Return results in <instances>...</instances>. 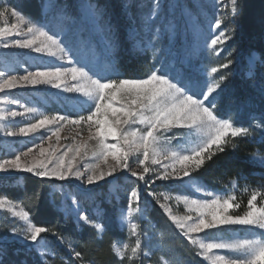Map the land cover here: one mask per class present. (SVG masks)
Returning <instances> with one entry per match:
<instances>
[{
	"label": "snow or ice",
	"instance_id": "obj_1",
	"mask_svg": "<svg viewBox=\"0 0 264 264\" xmlns=\"http://www.w3.org/2000/svg\"><path fill=\"white\" fill-rule=\"evenodd\" d=\"M159 8L156 0L147 19L156 16ZM212 8L213 15L206 30L194 23L198 41L202 39L196 50L219 57L223 47L235 37L236 30L229 29V25L240 13L239 0H215ZM87 10L94 18L102 15L92 5H88ZM49 14H52V20ZM57 16L64 19V12L54 0H41L35 16L24 14L20 0L16 3L0 0V22L6 25L0 27V48L28 49L71 65L66 67L49 62L37 66L35 70L25 69L22 75L11 65H5V70L0 71V93L6 95L0 99V105H20L19 100H12L7 95L11 90L50 85L63 92L78 94V108L81 111L87 109V114L46 115L26 105H20L22 111H7L0 107V120L16 117L34 120L15 129L0 125V131H4L6 136H34L43 129L51 133L47 140L55 137L59 145H49L46 149L43 147L45 138L41 136L40 144L33 145L39 149V155L33 154V147L16 151L9 158L0 159V173L25 172L42 181L79 182L74 191L65 193V212L77 224L90 227L98 234L105 231V224L98 222L104 217L94 216L83 206L82 202L88 200L93 191L88 186H98L101 181L108 183L109 178L118 175L134 178L136 186L126 193V211L123 208L120 210L119 221L120 227H127L135 241L132 245L124 243L118 246L113 243L110 250L119 264H136L137 261L143 264L153 251L147 243L152 237L133 222L134 214H142L143 211L141 182L147 188L157 181L190 180L194 173L214 162V157L224 153L230 144L235 148L236 144L231 143L233 138L255 139L254 130L259 131L264 142V113L253 116L251 125L242 126L237 125L232 115L228 114L231 109L228 113L223 111L226 104L224 86L228 77L221 70L228 69L234 63L232 59L210 69H201V74L195 76L169 70L163 64L159 67L154 64L142 78L122 77L114 68L105 70L99 60L93 63L84 59L69 37V31L53 23ZM10 18H14L15 22L9 24ZM108 32L111 34V25H108ZM260 67H264V58L250 54L246 64L250 79L258 77ZM259 79L264 80V75H260ZM261 91L264 92V88ZM117 102L119 107H114ZM65 125L87 128L88 140L76 143L75 137H72L73 143L60 144V132ZM181 129L194 136L196 142L190 148L174 149L172 142L179 138L170 133ZM109 138L115 142L110 143ZM88 157L96 163H85L81 167L80 161ZM251 158L264 167V155L256 152ZM101 165L104 167L101 168ZM231 183L235 187L236 181ZM196 192L210 198L173 196L155 191H148L147 195L153 198L202 261L208 264H264V191L252 190L243 215H234L229 211L240 207L235 195L223 197L204 188H196ZM172 201L177 204L182 202L187 214H174ZM0 210L7 211L24 225L23 228H7L0 236V264H29L33 254L36 258L32 264H49L56 252L46 245V234L55 236L69 251L70 259L64 264H94L56 229L33 222L30 212L13 203L6 194H0ZM231 225L245 226L251 238L230 241L202 238V234L207 236L214 230L222 231L225 226ZM13 241L22 245L12 252V257L16 259L9 256V244ZM157 251H165L163 233ZM21 256L24 258L19 259ZM160 260L161 264H169L163 255Z\"/></svg>",
	"mask_w": 264,
	"mask_h": 264
},
{
	"label": "rangeland",
	"instance_id": "obj_2",
	"mask_svg": "<svg viewBox=\"0 0 264 264\" xmlns=\"http://www.w3.org/2000/svg\"><path fill=\"white\" fill-rule=\"evenodd\" d=\"M59 1L60 0H54V2L63 9L64 19H60V17L57 16V18L53 20V23L59 27L65 28L66 31H69V37L74 40L75 45L80 49L84 59H88L93 63H96L97 60H99L101 67L107 71H111L114 66L113 62L107 57L112 50V39L110 41L106 39V37L111 35L108 32V24L102 22V15L94 18L88 12L87 6L92 5L101 14L103 11L99 10L96 4L90 0H74L76 10L73 15L66 12L67 9L64 1ZM154 2H156V0L152 1L150 6L151 9ZM158 2L160 4L158 14L148 20L147 18L151 13L150 9V12L144 17L145 21L147 20V24L144 23L143 26L146 36L143 40L138 39L136 42V48L142 50L141 44H143L144 48L152 51L156 61V67L163 64L169 70H175L176 72H181L185 75H200L201 69H210V67L221 63L222 58L220 56H210L206 51L201 53L196 50L198 42L202 43V39L198 41V37L194 31V23L202 26L205 30L207 29L208 20L211 19L213 15L212 6L215 3V0H158ZM127 3L129 5L124 4L122 12L125 13L127 19L130 20L129 7L132 4V0H128ZM52 18V14H49V19L52 20ZM13 22H15L14 18H10L9 24ZM3 26L6 25L3 22H0V27ZM95 36L99 37V41L95 39ZM165 37L167 41L164 40ZM262 38L264 40V30L262 31ZM250 54L258 56L253 51L250 52L249 55ZM249 55L245 57L246 62L248 61ZM49 62L71 67V65L67 64L65 61H57L54 57H50L45 54H37L28 49L0 48V71L5 70V65H11L15 68L18 74L22 75L25 69L35 70L37 66H43ZM150 70L151 69L146 71L144 75ZM4 95L6 94L0 93V99H3ZM7 95L12 100H19L20 105L36 108L39 112L46 115H54L57 113L70 115L87 114V109L81 111L78 108V94L63 92L61 89H56L50 85H39L35 87L29 86L26 88L14 89L11 90L10 93H7ZM20 105L8 103L0 105V107L5 108L7 111H22L23 109ZM114 107H119V103L117 102ZM26 122H34V120H29L27 117H16L14 119L8 118L0 120V125L5 126L6 129H15L23 126ZM237 125L241 124L237 123ZM49 135H51V133L43 129L34 136L30 135L27 137L6 136L4 131H0V159L9 158L10 155L15 154L16 151H26L27 148L40 144L41 136L45 138L43 147L46 149L49 148V145L59 147L56 143L55 137H52L51 141L47 140V136ZM170 135L177 136L179 138L178 141L173 140L172 142L171 147L174 149L190 148L196 142V138L188 134L187 131L183 129L173 131ZM60 136L62 137L59 142L60 144L66 145L73 143L72 137H75L76 143H82L88 140L89 132L87 131V128H70L68 125H65L63 130L60 132ZM64 137H68V139H63ZM248 139L253 140L251 137H248ZM254 140L256 142H260L261 138L257 136ZM109 142L114 143L115 141L114 139L109 138ZM256 152L264 155V150H256L254 153ZM33 154L39 155V149L33 147ZM85 163L95 164L96 161L91 157H88L86 160L80 161V166L83 167ZM257 164L260 165L259 163ZM103 167L104 166L101 165V168ZM133 167H135V164ZM200 172L201 170L194 173L190 180L185 178L182 182L157 181L154 185L147 188H145L141 182V208L143 211L142 214H134L133 222L140 225L142 232H147L152 237L151 241L147 243H149V247L153 251L151 257L154 258L155 264H161L160 257L162 255L165 260L169 261V264H208V262L202 261V258L196 255V250L179 234V230L175 229V226L172 224V231L174 234L170 237L163 234V247L165 251H157V249L161 246L162 232L160 230H155L153 223H147L144 222V220H146L147 212L153 204L157 207L159 206L152 197L147 195L148 191L167 193L173 196L189 195L192 198H210L205 197L202 193L196 192V188H204L208 192H212L223 197L235 195L236 202L240 205V207L229 210L230 213L234 215H243V213L247 210V201L252 190L259 189L264 191V180H257L250 183L241 177L230 179L225 182H222L221 180L219 183L207 182L203 179V177H199ZM26 175L32 174L25 172L8 174L0 173V181H3L10 186H21L23 184V177ZM233 180L236 181L235 187H233L231 183ZM133 181L134 178L130 179L127 175H118L116 178H109L108 183L101 181L98 186H88L92 187L93 191L90 198L82 202L83 206L87 210H89L94 216L99 217H101V213L103 211V203L112 204V202H115L116 209L113 212L111 222L122 232L115 241V244L118 246L124 243L132 245L135 241V237L129 235L127 227H120L119 221L120 210L123 208L126 211V193L127 191H130L132 187L136 186ZM78 183L79 182L68 184L63 181L54 180L50 184L49 193L51 197H49V201L52 205L54 204V206L62 212L65 217L69 216L65 212V193L74 191L75 185ZM53 197L56 199L55 202ZM259 199L260 198L258 197V200ZM13 203L19 205L18 202ZM171 205L174 214H187V209L184 207L182 202L177 204L175 201H172ZM72 219L74 220V218ZM98 222H100V220H98ZM13 226L20 228L24 227L23 222L13 218L7 211L0 210V236L5 234V230L7 228ZM202 238L207 240L230 241L251 237L245 230V226L231 225L225 226L222 231L214 230L208 233L207 236H203L202 234ZM9 239L11 240L10 237ZM52 242L68 251L55 236H52V240L45 238V243L50 250H53ZM178 247L180 250L179 253L174 249ZM181 253L184 255H181ZM137 262L140 264V261ZM143 264L148 263L144 261Z\"/></svg>",
	"mask_w": 264,
	"mask_h": 264
},
{
	"label": "trees",
	"instance_id": "obj_3",
	"mask_svg": "<svg viewBox=\"0 0 264 264\" xmlns=\"http://www.w3.org/2000/svg\"><path fill=\"white\" fill-rule=\"evenodd\" d=\"M66 4V12L75 14L76 6L74 0H60ZM102 12V22L111 25V35L106 37L111 41L112 50L108 54V59L113 62L115 71L122 77L141 78L144 73L156 65L152 51L143 47L142 50L136 48L138 39H145L143 29L145 15L150 12L153 0H132L129 7L130 20L122 12L124 4L128 0H90ZM16 3L17 0H9ZM23 5L25 15L35 16L41 0H20ZM240 13L235 21L229 25V29L234 28L235 37L229 41L220 53L221 63L227 59H232L234 63L228 69H222L221 73L228 77L224 86L223 96L226 104L224 112L230 113L236 123L242 126L252 124V117L264 113V80L259 79L264 75V67L258 68V77L250 79L246 73L245 57L250 52H255L258 57L264 58V40L262 31L264 30V0H239ZM105 27V26H104ZM131 27V28H130ZM223 30V26H222ZM99 41V37L95 36ZM167 41L166 37L164 38ZM144 43V42H143ZM100 50V48H99ZM255 137L259 136V131L254 130ZM253 139V138H252ZM231 144L224 153H219L214 157V162L206 165L199 174V177L207 182H225L230 179L244 178L253 183L257 180H264V167L252 160V154L256 150H264V142H256L254 139L237 137L233 138ZM243 181V180H240ZM52 181L44 180L33 175L23 177L21 186H10L0 181V194H6L13 202H18L21 207L30 212L33 222L56 229L65 239L71 241L77 250L85 254V258L94 261V264H119L118 258L111 253V245L115 243L121 235V230L111 222L113 212L116 209L115 202L112 204H102L103 211L100 222L105 224V231L98 234L90 227L76 224L71 216H63L54 204L49 201L50 184ZM54 198V197H53ZM56 199L54 198V202ZM124 201V199H123ZM143 222V221H142ZM147 223H153L155 230H160L165 236L173 235L172 225L163 211L153 204L147 212ZM45 238L52 240L51 234H46ZM18 242L9 244V256L16 248H20ZM52 248L56 252L55 257L50 258L49 264H64L70 259L68 251L52 242ZM178 253L179 247L174 248ZM181 255H184L181 253ZM16 259V257H12ZM21 256L19 259H23ZM35 254L29 258L32 264ZM146 261L148 264H155L154 258L150 257ZM136 264H139L136 262Z\"/></svg>",
	"mask_w": 264,
	"mask_h": 264
}]
</instances>
